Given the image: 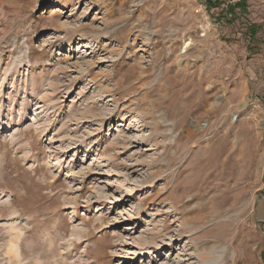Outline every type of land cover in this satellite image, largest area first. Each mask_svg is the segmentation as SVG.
I'll use <instances>...</instances> for the list:
<instances>
[{"label":"rangeland","instance_id":"1","mask_svg":"<svg viewBox=\"0 0 264 264\" xmlns=\"http://www.w3.org/2000/svg\"><path fill=\"white\" fill-rule=\"evenodd\" d=\"M202 251L264 264V0H0V264Z\"/></svg>","mask_w":264,"mask_h":264},{"label":"bare ground","instance_id":"2","mask_svg":"<svg viewBox=\"0 0 264 264\" xmlns=\"http://www.w3.org/2000/svg\"><path fill=\"white\" fill-rule=\"evenodd\" d=\"M131 88V87H130ZM154 103V102H153ZM150 107H151V105H150ZM152 108V107H151ZM159 125V124H158ZM163 134V133H162ZM167 134V133H166ZM120 136V135H119ZM161 136V135H160ZM126 138H127V136H126ZM121 139V138H120ZM125 139V138H124ZM129 141V140H128ZM131 141V140H130ZM134 141V140H133ZM125 142H126V140H125ZM131 143V142H130ZM183 148V147H182ZM180 150H182V149H180ZM184 150V149H183ZM179 151V150H178ZM184 153V152H183ZM181 155V154H180ZM181 157V156H180ZM209 157V156H208ZM207 158V157H206ZM210 158V157H209ZM203 159V158H202ZM212 159V158H211ZM204 160V159H203ZM209 160V159H208ZM207 160V161H208ZM210 161V160H209ZM212 162V161H211ZM203 164V163H202ZM210 166V165H209ZM212 172V171H211ZM208 174V173H207ZM198 180V179H197ZM184 182H185V180H184ZM208 183V182H207ZM119 184V183H118ZM118 184L116 183V181L115 180H113V179H108L107 180V182H106V186L107 187H114V186H118ZM181 184V183H180ZM183 184V183H182ZM193 184V183H192ZM214 184V183H213ZM184 185H185V183H184ZM191 186V185H190ZM192 187H194V185L192 186ZM210 188H212V187H210ZM193 189V188H192ZM199 189V188H198ZM186 190V189H185ZM121 191H122V193L124 194V195H127L128 193V190H127V188L126 187H122L121 188ZM182 191V190H181ZM184 192V191H183ZM185 193V192H184ZM194 193V192H193ZM103 195V194H102ZM100 197V196H99ZM103 197V196H102ZM107 199V198H106ZM206 204V203H205ZM219 205V204H218ZM223 205V204H222ZM214 210V209H213ZM194 212V211H193ZM204 212V211H203ZM210 212V211H209ZM213 212V211H212ZM216 213H218V212H216ZM215 213V214H216ZM220 213V212H219ZM225 213V212H224ZM217 217V216H216ZM220 217V216H219ZM196 221V220H195ZM199 222V221H198ZM191 223V222H190ZM193 227V226H192ZM190 228V227H189ZM208 229V228H207ZM124 230H128V228H124ZM191 230V229H190ZM202 231V230H201ZM200 232V231H199ZM147 243V242H146ZM199 257H200V259L205 263V264H218L219 262V260L217 259V258H215L214 256H212V253L210 254V253H207V252H201V254L199 255Z\"/></svg>","mask_w":264,"mask_h":264},{"label":"built area","instance_id":"3","mask_svg":"<svg viewBox=\"0 0 264 264\" xmlns=\"http://www.w3.org/2000/svg\"><path fill=\"white\" fill-rule=\"evenodd\" d=\"M218 2L223 8L230 9L231 7H234L238 5L242 1H248V0H215Z\"/></svg>","mask_w":264,"mask_h":264},{"label":"trees","instance_id":"4","mask_svg":"<svg viewBox=\"0 0 264 264\" xmlns=\"http://www.w3.org/2000/svg\"><path fill=\"white\" fill-rule=\"evenodd\" d=\"M241 3H244V1L243 2H241ZM238 5H240V3L238 4ZM238 5H236V6H234V7H231L228 11H232L235 7H237ZM254 33V31H252V34Z\"/></svg>","mask_w":264,"mask_h":264},{"label":"crops","instance_id":"5","mask_svg":"<svg viewBox=\"0 0 264 264\" xmlns=\"http://www.w3.org/2000/svg\"><path fill=\"white\" fill-rule=\"evenodd\" d=\"M237 7H239V5H238ZM233 10H234V9H233Z\"/></svg>","mask_w":264,"mask_h":264}]
</instances>
